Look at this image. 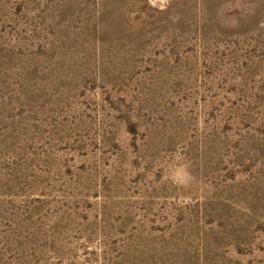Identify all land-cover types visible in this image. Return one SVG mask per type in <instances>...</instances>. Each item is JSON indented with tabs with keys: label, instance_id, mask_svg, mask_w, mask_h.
<instances>
[{
	"label": "rangeland",
	"instance_id": "374dc122",
	"mask_svg": "<svg viewBox=\"0 0 264 264\" xmlns=\"http://www.w3.org/2000/svg\"><path fill=\"white\" fill-rule=\"evenodd\" d=\"M0 264H264V0H0Z\"/></svg>",
	"mask_w": 264,
	"mask_h": 264
},
{
	"label": "clouds",
	"instance_id": "9594fccd",
	"mask_svg": "<svg viewBox=\"0 0 264 264\" xmlns=\"http://www.w3.org/2000/svg\"><path fill=\"white\" fill-rule=\"evenodd\" d=\"M188 175H189V179L180 181V183L183 184L184 186H187V184L190 182V173Z\"/></svg>",
	"mask_w": 264,
	"mask_h": 264
}]
</instances>
